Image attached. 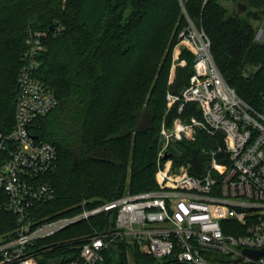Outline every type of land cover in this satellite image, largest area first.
<instances>
[{
    "label": "trees",
    "instance_id": "trees-1",
    "mask_svg": "<svg viewBox=\"0 0 264 264\" xmlns=\"http://www.w3.org/2000/svg\"><path fill=\"white\" fill-rule=\"evenodd\" d=\"M238 4L247 10L233 16ZM185 6L209 37L227 83L263 113L264 40L256 38L264 26V0H185ZM185 26L179 0H0V135L15 126L17 76L30 32L45 35L35 75L59 102L32 127L59 155L51 178L56 197L35 209L38 218L74 217L83 203L93 209L157 190L161 126L179 116L176 108L167 110L166 95L181 94L194 74V55L183 49L180 62L186 65L175 67L169 80L171 55ZM192 113L200 117L196 104L183 116ZM220 145L219 138L199 132L195 141L177 143L172 159L199 176ZM6 159L0 149V164ZM106 217L39 241V264L78 261L84 240L107 225ZM16 227V217L0 210V237ZM125 255L123 245L113 247L104 254L105 264H126ZM131 258L134 264H179L138 250Z\"/></svg>",
    "mask_w": 264,
    "mask_h": 264
},
{
    "label": "built area",
    "instance_id": "built-area-1",
    "mask_svg": "<svg viewBox=\"0 0 264 264\" xmlns=\"http://www.w3.org/2000/svg\"><path fill=\"white\" fill-rule=\"evenodd\" d=\"M186 26L175 58L194 55V74L181 94H168L169 110L178 117L160 130L161 158L172 144L195 141L199 132L219 138L206 171L159 170L157 190L127 194L93 209L83 203L74 217L38 218L40 204L55 199L51 178L58 168V149L33 135L37 119L58 106L55 93L35 73L44 51V33L30 32L17 76L15 126L0 135L7 159L0 164V210L16 217V230L0 237V264H39L35 247L71 225L105 214L107 225L94 230L72 264H105L106 251L118 245L159 260L179 264H264V112L247 104L227 83L212 54L206 32L179 0ZM181 64L173 65L183 66ZM196 104L200 117L185 109Z\"/></svg>",
    "mask_w": 264,
    "mask_h": 264
},
{
    "label": "rangeland",
    "instance_id": "rangeland-1",
    "mask_svg": "<svg viewBox=\"0 0 264 264\" xmlns=\"http://www.w3.org/2000/svg\"><path fill=\"white\" fill-rule=\"evenodd\" d=\"M257 40H264V26L261 28V29H259V31H258V34H257V38H256ZM183 51V50H182ZM171 69H170V79L169 80H171V76H172V73H173V70H174V64L175 65H178L179 63L181 64V62H180V57H176L175 58V48L173 49V52H172V55H171ZM186 65V62L183 64V66H185ZM177 67V66H176ZM168 94H171V93H167V95H166V102H167V96H168ZM167 110L168 111H170L169 110V108H168V105H167ZM172 110V109H171ZM168 113V112H167ZM165 123H168L167 122V119H166V121L164 120V122L162 123V125L163 124H165ZM162 127V126H161ZM189 142V141H188ZM177 144H172L171 146H170V148H169V151L168 152H170L171 154H173V152H174V150H176L175 149V146H176ZM159 147H160V149H159V152H158V163H157V166H158V171L161 169V170H176V169H179V168H181V167H177L176 166V164L174 163V161H173V159H171L170 161H166V162H163L162 161V158H161V146L159 145ZM177 152V151H176ZM158 173V172H157ZM55 215V214H54ZM58 215V214H57ZM126 264H134V261L132 260V258H131V254H130V252L128 251L127 253H126Z\"/></svg>",
    "mask_w": 264,
    "mask_h": 264
},
{
    "label": "water",
    "instance_id": "water-1",
    "mask_svg": "<svg viewBox=\"0 0 264 264\" xmlns=\"http://www.w3.org/2000/svg\"><path fill=\"white\" fill-rule=\"evenodd\" d=\"M246 10H247V7H246L245 5H243V4H238L236 10H235L234 13H233V16H238V15L244 13ZM230 18H231V16L228 17L227 21H228ZM172 157H173V154H171V153H167V154L165 155V157H164V160H168V159H170V158H172ZM115 255L117 256V258L120 259V256H119V253H118L117 250H115ZM261 255H264V251H262L261 253H258V254L255 255L254 257H255V258H258V257L261 256Z\"/></svg>",
    "mask_w": 264,
    "mask_h": 264
}]
</instances>
